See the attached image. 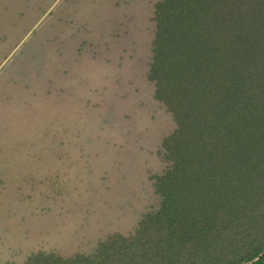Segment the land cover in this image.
<instances>
[{
  "label": "rangeland",
  "instance_id": "obj_1",
  "mask_svg": "<svg viewBox=\"0 0 264 264\" xmlns=\"http://www.w3.org/2000/svg\"><path fill=\"white\" fill-rule=\"evenodd\" d=\"M158 1L0 0V264L93 253L159 208Z\"/></svg>",
  "mask_w": 264,
  "mask_h": 264
},
{
  "label": "trees",
  "instance_id": "obj_2",
  "mask_svg": "<svg viewBox=\"0 0 264 264\" xmlns=\"http://www.w3.org/2000/svg\"><path fill=\"white\" fill-rule=\"evenodd\" d=\"M147 78L171 113L159 208L93 253L23 264H264V0H160Z\"/></svg>",
  "mask_w": 264,
  "mask_h": 264
}]
</instances>
